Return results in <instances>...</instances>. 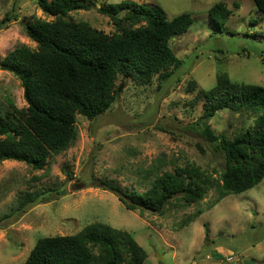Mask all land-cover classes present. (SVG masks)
Masks as SVG:
<instances>
[{
  "label": "rangeland",
  "instance_id": "1",
  "mask_svg": "<svg viewBox=\"0 0 264 264\" xmlns=\"http://www.w3.org/2000/svg\"><path fill=\"white\" fill-rule=\"evenodd\" d=\"M122 2L158 8L168 20L191 15L188 31L169 42L181 64L168 71L169 77L155 76L149 85L134 76L119 77L109 110L92 121L77 116L76 140L49 158L43 170L14 161L0 164V264H23L39 239L75 235L99 223L130 234L147 255L143 264H264V178L215 204L214 185L224 159L199 135L208 126L233 138L251 127L255 116L227 110L199 121L203 111L197 99L220 74L236 84L264 88V15L254 0H95L91 9L72 12L68 20L111 35L116 28L98 9ZM217 4L229 12L220 31L208 17ZM9 14L16 20L0 30V58L20 46L35 50L22 20H54L35 0H0V20ZM124 16L118 15L127 27ZM8 102L18 110L26 108L19 81L0 70L3 111ZM157 160L163 172L198 167L213 186L201 202L185 206L174 198L160 214L127 211L102 186L113 182L144 192L150 183L144 175ZM28 192L41 193V200L16 212L18 198ZM197 211L202 214L194 219ZM229 257L234 261L227 262Z\"/></svg>",
  "mask_w": 264,
  "mask_h": 264
},
{
  "label": "trees",
  "instance_id": "2",
  "mask_svg": "<svg viewBox=\"0 0 264 264\" xmlns=\"http://www.w3.org/2000/svg\"><path fill=\"white\" fill-rule=\"evenodd\" d=\"M254 1L264 15V0ZM94 2L35 0L54 20H22L24 32L36 48L20 46L0 58V70L19 81L26 104L24 110L10 102L4 111L0 106V164L14 161L43 170L49 158L66 151L76 140L77 116L92 121L109 110L116 99L119 77L134 76L149 85L155 76L160 80L169 77L168 71L181 64L169 42L188 31L193 22L190 14L168 20L160 9L132 2L101 6L99 13L110 18L116 28L111 35L68 20L70 13L88 11ZM121 13H125L127 27L118 17ZM228 15L221 4L208 11L210 22L219 31ZM12 20L15 15H5L0 30ZM197 99L203 111L199 121L227 110L255 116L252 126L233 138L215 134L208 126L199 132L224 159V169L214 185L217 204L229 195L252 189L264 178V88L236 84L220 74L213 87L200 91ZM154 165L144 175L150 180L144 192L122 189L113 182L102 186L117 196L125 210L156 214L174 198L185 206L201 202L213 186L198 167L186 165L163 172L158 170L159 160ZM41 196L32 192L20 196L16 212L38 204ZM201 214L197 211L194 219ZM146 258L130 234L99 223L87 225L75 235L39 239L23 264H143Z\"/></svg>",
  "mask_w": 264,
  "mask_h": 264
},
{
  "label": "built area",
  "instance_id": "3",
  "mask_svg": "<svg viewBox=\"0 0 264 264\" xmlns=\"http://www.w3.org/2000/svg\"><path fill=\"white\" fill-rule=\"evenodd\" d=\"M226 261H227V262H233L234 259H233L232 257H229V258L226 259Z\"/></svg>",
  "mask_w": 264,
  "mask_h": 264
}]
</instances>
